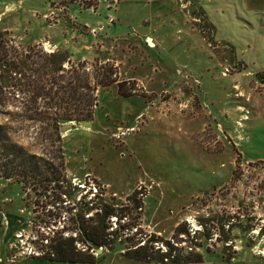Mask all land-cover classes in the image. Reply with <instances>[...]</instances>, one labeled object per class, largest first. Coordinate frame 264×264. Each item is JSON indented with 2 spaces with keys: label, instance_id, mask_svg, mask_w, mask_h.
<instances>
[{
  "label": "rangeland",
  "instance_id": "1",
  "mask_svg": "<svg viewBox=\"0 0 264 264\" xmlns=\"http://www.w3.org/2000/svg\"><path fill=\"white\" fill-rule=\"evenodd\" d=\"M0 28L30 64L36 52L53 50L81 74V62L92 75L113 67L112 79L131 81L139 91L127 98L116 84L99 87L93 119L61 127L73 193L65 195L66 205L94 199L83 187L87 175L104 190L96 200L116 206L142 186L147 234L167 241L182 222L187 229L202 226L190 243L206 264H264V84L257 77L264 75V0H2ZM70 64L58 74L70 76ZM28 67L27 75L38 73V66ZM48 72L47 79L55 75L40 73ZM4 76L10 87L0 91L7 100L0 123L31 153L51 151L49 129L27 118L38 113L17 97L26 102L32 93L11 86L20 75ZM45 109L38 112L55 113ZM23 199L18 186L0 184L4 236L10 229L51 232L36 224L41 206ZM61 215L69 225L63 220L69 214ZM249 222L255 231H247ZM121 248L96 264H141L121 256ZM231 255L232 261L222 258Z\"/></svg>",
  "mask_w": 264,
  "mask_h": 264
},
{
  "label": "trees",
  "instance_id": "2",
  "mask_svg": "<svg viewBox=\"0 0 264 264\" xmlns=\"http://www.w3.org/2000/svg\"><path fill=\"white\" fill-rule=\"evenodd\" d=\"M195 18L196 23L202 21L199 16ZM203 28H211L208 30L210 32L214 26L207 22ZM200 31L208 41H211L212 38L205 30ZM9 34L7 30L0 28V91L5 93L10 87L9 80L4 79V73L8 72L10 79L13 73L20 75L19 78L12 77L15 82L12 80L11 86L19 93L24 90L32 93L26 102L20 98V95L17 97L23 101L21 105L24 108L29 109L31 113L33 110L38 113L30 114L31 116L27 118L46 125L44 128H48L51 133L49 145L53 148L47 153H31L24 145L13 139L6 124L0 123V184L18 186L26 198L23 200L32 198L35 205H40L45 212L44 216L40 214L36 218V224L38 222L51 231L48 235L43 234L49 239V254L37 259L63 264H96L103 258L105 252L112 251L118 244L122 246L121 256L136 263L204 262L205 254L197 253L194 247L193 250H188V245L192 243L187 244L186 241H190L191 233L184 227L183 222L176 226L172 238L167 241L157 234L149 235L142 229L145 193L140 189L128 195L129 203L119 206L100 197L99 200L82 197L74 205L65 204V195L72 196L73 193L71 183L66 177L61 127L64 124L79 125L93 119L98 104L99 87L105 89L116 84L119 95L127 98L138 96L139 91L136 84L131 81L118 82L117 78L112 79L113 75H118L113 67V70L111 67L110 70L104 68L102 73L97 69L92 75L86 71L87 63L81 62L78 63V68L85 70V73L81 74L74 68L71 60L60 52L50 54L36 52L38 60L30 64L29 58L20 55V50H16L17 47L14 49L15 52L13 51L14 41L8 37ZM67 62L71 63L74 69L70 72V76L58 74L59 71H64ZM26 64L31 70L33 68H30V65L38 66V73L27 75ZM41 70H51L55 75L47 79L49 72L41 76ZM257 77L264 84V75L259 73ZM6 102V99L0 97V106L5 105ZM43 106L48 108L45 111L54 109L55 113L46 115V112H38ZM103 191L102 189L101 193ZM64 212L69 214V217L63 219L67 220L69 225L67 222L63 224L64 216L61 214ZM236 218L240 220L241 216ZM249 223L252 228H248L247 231L254 230L256 224ZM238 224L240 227L243 226L241 221ZM183 235L187 238L185 239ZM99 249L103 252L98 255ZM222 258L232 261L234 257L231 255Z\"/></svg>",
  "mask_w": 264,
  "mask_h": 264
},
{
  "label": "built area",
  "instance_id": "3",
  "mask_svg": "<svg viewBox=\"0 0 264 264\" xmlns=\"http://www.w3.org/2000/svg\"><path fill=\"white\" fill-rule=\"evenodd\" d=\"M47 50H49L48 48H46ZM53 50H51L50 52H52ZM55 52V51H53ZM87 180L85 179V182L83 183V187L85 188L86 185H88L90 193L92 194V198L97 197V195H99L101 193V185L94 179L91 178V176H86ZM140 190H142V186H140L139 188ZM187 221L189 223H191L190 219H187ZM186 223V222H185ZM228 225V224H227ZM192 228H189V232L192 233L195 232V234H197L198 232L196 231H201L202 230V226H196L191 224ZM230 227V226H229ZM46 230V228H45ZM256 228L252 231H255ZM25 230L19 232L16 234V240L15 242H13L12 244V250L14 251L13 253V260L15 261L17 258H41L46 256L47 254H49V248H48V244H49V239L46 238L43 235H34V236H30L27 235V233L24 232ZM47 235L50 232H46ZM46 235V234H45ZM183 237L186 239L187 236L183 235ZM218 239V238H217ZM187 244L191 241H186ZM186 244V243H184ZM232 244V241L227 242V245ZM192 245H188V250L191 251L193 250V246L190 247ZM165 251L166 248L163 247ZM195 250V249H194ZM98 254V252H97Z\"/></svg>",
  "mask_w": 264,
  "mask_h": 264
},
{
  "label": "crops",
  "instance_id": "4",
  "mask_svg": "<svg viewBox=\"0 0 264 264\" xmlns=\"http://www.w3.org/2000/svg\"><path fill=\"white\" fill-rule=\"evenodd\" d=\"M101 26H102V23L99 24V27H101ZM85 48H87V46ZM109 60L110 59H107V61H109ZM116 64H118V63H116ZM118 82H121V81L118 80ZM83 90L84 89H82V91ZM5 224L3 222H0V264H63V263H53V262L43 261V260H40L37 258H17L14 261L13 260L14 251L12 250V244H13V242H15V240H14L15 236L13 237V235L16 234V232L14 230L12 231L10 229L9 235L4 236L5 233L9 229V226H6ZM16 229H17V227L15 228V230ZM190 264H206V261H204L202 263H190Z\"/></svg>",
  "mask_w": 264,
  "mask_h": 264
},
{
  "label": "water",
  "instance_id": "5",
  "mask_svg": "<svg viewBox=\"0 0 264 264\" xmlns=\"http://www.w3.org/2000/svg\"><path fill=\"white\" fill-rule=\"evenodd\" d=\"M102 252H103L102 249H99V250H98V254H101Z\"/></svg>",
  "mask_w": 264,
  "mask_h": 264
},
{
  "label": "bare ground",
  "instance_id": "6",
  "mask_svg": "<svg viewBox=\"0 0 264 264\" xmlns=\"http://www.w3.org/2000/svg\"><path fill=\"white\" fill-rule=\"evenodd\" d=\"M151 44H152V40H150Z\"/></svg>",
  "mask_w": 264,
  "mask_h": 264
}]
</instances>
